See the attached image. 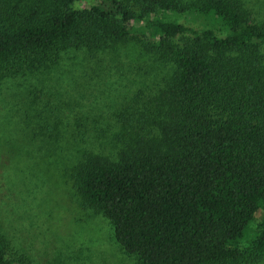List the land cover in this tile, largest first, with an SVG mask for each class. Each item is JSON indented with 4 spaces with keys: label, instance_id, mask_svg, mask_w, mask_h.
Listing matches in <instances>:
<instances>
[{
    "label": "trees",
    "instance_id": "obj_1",
    "mask_svg": "<svg viewBox=\"0 0 264 264\" xmlns=\"http://www.w3.org/2000/svg\"><path fill=\"white\" fill-rule=\"evenodd\" d=\"M257 1L0 0V80L49 70L72 50L128 46L167 64L162 85L131 95L107 128L92 134L76 116L71 131L85 145L68 170L78 205L108 220L136 264L264 262ZM65 116L36 115L34 134L63 137ZM0 264H30L1 231Z\"/></svg>",
    "mask_w": 264,
    "mask_h": 264
},
{
    "label": "rangeland",
    "instance_id": "obj_2",
    "mask_svg": "<svg viewBox=\"0 0 264 264\" xmlns=\"http://www.w3.org/2000/svg\"><path fill=\"white\" fill-rule=\"evenodd\" d=\"M255 6L264 16V0ZM168 72L163 61L127 46L94 55L72 50L49 70L0 80V231L14 254L30 264H136L108 220L78 205L68 170L84 144L71 131L76 116L94 125L92 134L107 128L125 100L154 92ZM36 115H66L68 132L57 140L34 134Z\"/></svg>",
    "mask_w": 264,
    "mask_h": 264
}]
</instances>
